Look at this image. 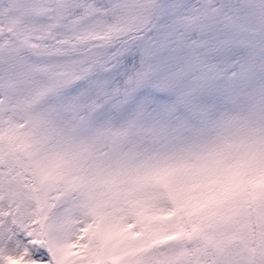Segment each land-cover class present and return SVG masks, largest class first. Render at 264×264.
I'll list each match as a JSON object with an SVG mask.
<instances>
[{
  "label": "snow or ice",
  "instance_id": "1",
  "mask_svg": "<svg viewBox=\"0 0 264 264\" xmlns=\"http://www.w3.org/2000/svg\"><path fill=\"white\" fill-rule=\"evenodd\" d=\"M0 264H264V0H0Z\"/></svg>",
  "mask_w": 264,
  "mask_h": 264
}]
</instances>
